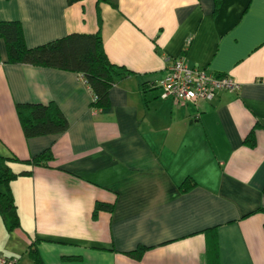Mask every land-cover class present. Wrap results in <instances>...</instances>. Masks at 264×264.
I'll use <instances>...</instances> for the list:
<instances>
[{
    "label": "crops",
    "instance_id": "0c3cea01",
    "mask_svg": "<svg viewBox=\"0 0 264 264\" xmlns=\"http://www.w3.org/2000/svg\"><path fill=\"white\" fill-rule=\"evenodd\" d=\"M99 8L108 59L133 73L96 112L78 72L9 63L0 38V154L54 156L10 182L20 225L8 231L0 216V252L18 264H33L32 246L44 264H208L215 227L218 264H264V0ZM0 20L18 21L27 46L98 28L95 0H0ZM180 55L238 90L162 98L155 82ZM51 101L67 128L26 138L15 105ZM97 201L112 210L93 215ZM139 246V260L127 254Z\"/></svg>",
    "mask_w": 264,
    "mask_h": 264
},
{
    "label": "trees",
    "instance_id": "16d2710c",
    "mask_svg": "<svg viewBox=\"0 0 264 264\" xmlns=\"http://www.w3.org/2000/svg\"><path fill=\"white\" fill-rule=\"evenodd\" d=\"M81 1L83 0H67V3L72 4ZM100 3H107L113 8H118V0H95L98 27L96 31L89 33L70 32L35 46H27L21 24L18 21L0 20V38L4 40L6 45L7 62L78 72L94 96L90 105L96 109L107 108L111 86L118 78L133 72L112 63L104 51L100 31L102 22ZM15 110L26 138L58 134L67 128L65 116L53 101L49 103H17ZM244 142L249 146L254 144L250 136ZM53 159L54 156L50 147L28 159H20L14 154H0V216L8 231L20 225L16 204L10 190V182L19 176L30 175L35 166H48ZM14 163H22L23 167L16 170L13 167ZM182 188L187 189L186 181L182 184ZM101 209L111 211L112 205L97 201L93 215ZM259 210H264V208ZM209 232L207 262L208 264H218L217 258H215L217 254L215 227L206 230V233ZM211 236L214 237L213 240ZM144 250L145 247L139 246L127 254L139 260ZM29 255L33 264H44L36 247L29 248Z\"/></svg>",
    "mask_w": 264,
    "mask_h": 264
},
{
    "label": "built area",
    "instance_id": "2783aa9c",
    "mask_svg": "<svg viewBox=\"0 0 264 264\" xmlns=\"http://www.w3.org/2000/svg\"><path fill=\"white\" fill-rule=\"evenodd\" d=\"M155 86L160 87L162 98L169 97L179 104L211 101L220 91L234 92L239 88V84L229 76L188 66L183 55L170 59L165 75L155 82ZM96 111L94 108L93 112ZM0 264H18V259L0 252Z\"/></svg>",
    "mask_w": 264,
    "mask_h": 264
}]
</instances>
